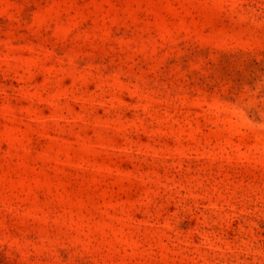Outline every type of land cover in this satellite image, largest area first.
<instances>
[{"label": "rangeland", "instance_id": "374dc122", "mask_svg": "<svg viewBox=\"0 0 264 264\" xmlns=\"http://www.w3.org/2000/svg\"><path fill=\"white\" fill-rule=\"evenodd\" d=\"M0 264H264V0H0Z\"/></svg>", "mask_w": 264, "mask_h": 264}]
</instances>
